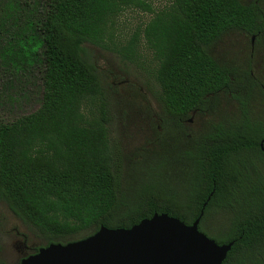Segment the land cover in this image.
I'll return each instance as SVG.
<instances>
[{
  "label": "trees",
  "instance_id": "trees-1",
  "mask_svg": "<svg viewBox=\"0 0 264 264\" xmlns=\"http://www.w3.org/2000/svg\"><path fill=\"white\" fill-rule=\"evenodd\" d=\"M130 8L150 17L126 37L119 19ZM254 22L253 8L239 0H168L156 10L146 0H0V73L35 71L41 85L35 111L0 119V198L45 245L100 226L129 228L155 212L191 224L203 210L200 231L218 244L233 241L222 264L254 253L264 237V202L243 166L253 154L247 149L264 137V114L210 123L176 153L181 176L158 175V162L147 169L153 179L126 185L121 150L109 136L108 93L82 55L83 43L119 54L152 77L166 111L185 115L223 83L209 43ZM213 212L223 215L222 232L202 226Z\"/></svg>",
  "mask_w": 264,
  "mask_h": 264
},
{
  "label": "rangeland",
  "instance_id": "rangeland-1",
  "mask_svg": "<svg viewBox=\"0 0 264 264\" xmlns=\"http://www.w3.org/2000/svg\"><path fill=\"white\" fill-rule=\"evenodd\" d=\"M146 1L156 10L168 0ZM149 17L150 14L140 8L127 9L120 16V30L127 37L138 23ZM82 48V55L94 65L109 96V136L121 150L124 184L138 187L153 179L147 169L158 162V175L181 176V172L175 170L176 161L168 157L171 149L169 141L164 140L165 135L156 129L157 118L162 115L159 86L149 74L115 52L89 43H83ZM40 102L41 85L35 71L20 77L0 73L1 120L12 121L31 113L40 106ZM212 118L216 116L194 118L195 125L191 130H196L197 125ZM222 221L223 215L213 212L202 226L209 232H222ZM22 242L27 248L22 247ZM45 243V239L30 224L16 217L0 198V264H18L23 252L29 253Z\"/></svg>",
  "mask_w": 264,
  "mask_h": 264
},
{
  "label": "flooded vegetation",
  "instance_id": "flooded-vegetation-1",
  "mask_svg": "<svg viewBox=\"0 0 264 264\" xmlns=\"http://www.w3.org/2000/svg\"><path fill=\"white\" fill-rule=\"evenodd\" d=\"M243 5H249L255 12L253 26L229 27L221 32L207 46V54L215 63L216 76L223 83L205 94L202 106L191 109L187 114H171L166 111L162 92L159 95L161 116L157 118L156 129L171 146L168 157L176 159V153L184 145H194L200 135L210 126V123L226 121L228 118L243 119L245 113L254 111L264 114V0H239ZM234 114L233 116H227ZM199 116H216L208 122L197 125L194 118ZM214 119V120H213ZM253 152L251 159L244 164V172L251 175L252 180L259 184L256 198L264 202V137L256 141L254 147L247 149ZM168 153V151H167ZM248 169V170H246ZM219 207V206H217ZM226 209V222L229 227L232 217L230 204L226 202L221 208ZM22 247L27 248L22 242ZM22 253L20 261L31 253ZM227 264H264L263 242L252 254L242 253L239 261L232 259Z\"/></svg>",
  "mask_w": 264,
  "mask_h": 264
},
{
  "label": "water",
  "instance_id": "water-1",
  "mask_svg": "<svg viewBox=\"0 0 264 264\" xmlns=\"http://www.w3.org/2000/svg\"><path fill=\"white\" fill-rule=\"evenodd\" d=\"M202 214L191 224L155 212L129 228L100 226L87 237L41 246L19 264H222L233 241L218 244L200 231Z\"/></svg>",
  "mask_w": 264,
  "mask_h": 264
}]
</instances>
